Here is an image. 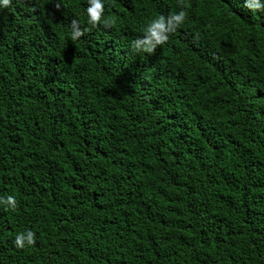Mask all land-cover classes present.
Masks as SVG:
<instances>
[{
	"label": "trees",
	"instance_id": "16d2710c",
	"mask_svg": "<svg viewBox=\"0 0 264 264\" xmlns=\"http://www.w3.org/2000/svg\"><path fill=\"white\" fill-rule=\"evenodd\" d=\"M87 3L0 9V264H264V15L106 0L108 24L72 41ZM181 7L167 43L134 51Z\"/></svg>",
	"mask_w": 264,
	"mask_h": 264
},
{
	"label": "clouds",
	"instance_id": "9594fccd",
	"mask_svg": "<svg viewBox=\"0 0 264 264\" xmlns=\"http://www.w3.org/2000/svg\"><path fill=\"white\" fill-rule=\"evenodd\" d=\"M13 0H0V9L9 8ZM106 0H88L85 9V20L88 27H82L80 20L73 18L69 25V35L72 41H78L90 29L96 28L101 23L108 24L104 18ZM243 8L248 10L253 16L257 14L264 15V0H243ZM57 10L60 4H56ZM187 13L181 7V10L169 12L167 15H158L148 21L143 28V34L132 41V47L137 53H153L159 46L164 45L183 26ZM0 207L14 209L16 207V197L8 195L0 197ZM35 243V233L31 229L19 232L15 235L13 241L17 249H24Z\"/></svg>",
	"mask_w": 264,
	"mask_h": 264
}]
</instances>
